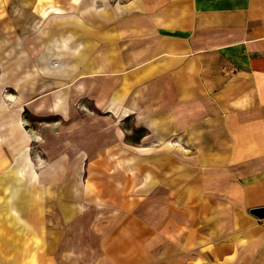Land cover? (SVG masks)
<instances>
[{
    "label": "rangeland",
    "instance_id": "1",
    "mask_svg": "<svg viewBox=\"0 0 264 264\" xmlns=\"http://www.w3.org/2000/svg\"><path fill=\"white\" fill-rule=\"evenodd\" d=\"M126 1L0 0V264H136L139 215L185 201L187 172L202 182L198 160L154 159L164 147L193 150L145 140L144 97L111 94L130 86L128 65L123 83L122 65L89 62L103 49L95 26ZM15 187L24 189L11 214Z\"/></svg>",
    "mask_w": 264,
    "mask_h": 264
},
{
    "label": "crops",
    "instance_id": "2",
    "mask_svg": "<svg viewBox=\"0 0 264 264\" xmlns=\"http://www.w3.org/2000/svg\"><path fill=\"white\" fill-rule=\"evenodd\" d=\"M104 15L89 62L122 65L123 83L128 65L111 94L144 97L145 140L193 150L154 159L198 160L202 180L187 172L185 201L139 215L136 264H264V0H127Z\"/></svg>",
    "mask_w": 264,
    "mask_h": 264
},
{
    "label": "bare ground",
    "instance_id": "3",
    "mask_svg": "<svg viewBox=\"0 0 264 264\" xmlns=\"http://www.w3.org/2000/svg\"><path fill=\"white\" fill-rule=\"evenodd\" d=\"M77 1L78 0H76V2ZM49 8H53L54 10H57V12L60 11L59 8L55 9L54 5L50 6ZM44 13H45L44 15H47V10L44 11ZM29 166H30V162L28 161V156L26 155V153H24L22 156H20L19 158L15 159V164L13 166V169L14 170L16 169V175H18V176L22 175L23 176L25 168H28ZM28 175L30 176V178H32V179L34 178L31 174H28ZM21 180H23V179H21ZM15 185L16 186H22V185H20V180H16V184ZM24 188H26V187L24 186ZM23 189H21V187L20 188L19 187H15V188H13V190H11V193H10L11 198L9 199V202H7V207H8V210H9V212L11 214L15 213V205H14L15 198H17L18 196L21 195V190H23Z\"/></svg>",
    "mask_w": 264,
    "mask_h": 264
},
{
    "label": "water",
    "instance_id": "4",
    "mask_svg": "<svg viewBox=\"0 0 264 264\" xmlns=\"http://www.w3.org/2000/svg\"><path fill=\"white\" fill-rule=\"evenodd\" d=\"M252 213L261 218H264V209H255L252 211Z\"/></svg>",
    "mask_w": 264,
    "mask_h": 264
}]
</instances>
